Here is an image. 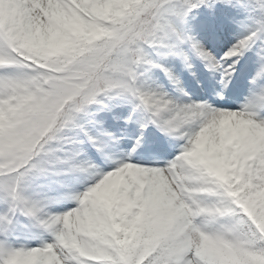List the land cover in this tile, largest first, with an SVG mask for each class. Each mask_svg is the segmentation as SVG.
<instances>
[{
  "label": "snow or ice",
  "instance_id": "1",
  "mask_svg": "<svg viewBox=\"0 0 264 264\" xmlns=\"http://www.w3.org/2000/svg\"><path fill=\"white\" fill-rule=\"evenodd\" d=\"M0 264H264V0H0Z\"/></svg>",
  "mask_w": 264,
  "mask_h": 264
}]
</instances>
